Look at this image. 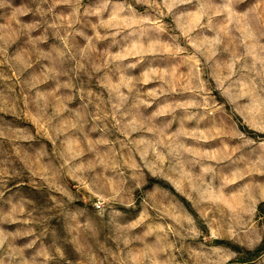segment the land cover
I'll return each instance as SVG.
<instances>
[{"label": "clouds", "instance_id": "obj_1", "mask_svg": "<svg viewBox=\"0 0 264 264\" xmlns=\"http://www.w3.org/2000/svg\"><path fill=\"white\" fill-rule=\"evenodd\" d=\"M0 264H264V0H0Z\"/></svg>", "mask_w": 264, "mask_h": 264}]
</instances>
